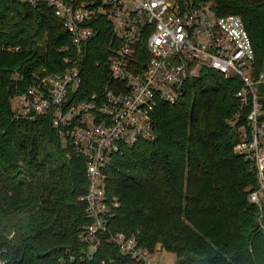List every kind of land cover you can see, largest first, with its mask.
<instances>
[{
    "label": "trees",
    "instance_id": "obj_1",
    "mask_svg": "<svg viewBox=\"0 0 264 264\" xmlns=\"http://www.w3.org/2000/svg\"><path fill=\"white\" fill-rule=\"evenodd\" d=\"M211 1L220 16L241 17L264 65V0ZM105 30L87 55L85 97L109 82ZM73 54L50 7L0 0V264H143L122 255L110 241L117 234L137 235L153 255L160 246L175 264H264V205L249 200L259 180L228 123L240 81L212 70L188 83L176 104L158 106L155 141L113 156L106 189L119 207L96 248L84 240V159L67 157L49 117L13 108L35 73L63 71Z\"/></svg>",
    "mask_w": 264,
    "mask_h": 264
},
{
    "label": "built area",
    "instance_id": "obj_2",
    "mask_svg": "<svg viewBox=\"0 0 264 264\" xmlns=\"http://www.w3.org/2000/svg\"><path fill=\"white\" fill-rule=\"evenodd\" d=\"M50 7L72 37V56L57 73H35L13 100L21 117L47 116L68 158L85 161L89 187L83 197L90 221L84 240L96 248L119 207L108 197L106 168L113 156L142 141H155L153 114L176 104L187 84L212 70L239 79L236 151L251 162L259 187L249 197L264 205V65L239 16H220L211 0H14ZM110 28L104 52L109 75L101 90L84 96V67L91 46ZM98 66L101 61H97ZM124 257L155 264L136 236L110 238Z\"/></svg>",
    "mask_w": 264,
    "mask_h": 264
},
{
    "label": "rangeland",
    "instance_id": "obj_3",
    "mask_svg": "<svg viewBox=\"0 0 264 264\" xmlns=\"http://www.w3.org/2000/svg\"><path fill=\"white\" fill-rule=\"evenodd\" d=\"M13 108L16 109V106L13 105ZM260 221L264 226V216L261 217ZM154 256L155 264H175L177 259L174 254L164 251L160 246L156 248Z\"/></svg>",
    "mask_w": 264,
    "mask_h": 264
}]
</instances>
